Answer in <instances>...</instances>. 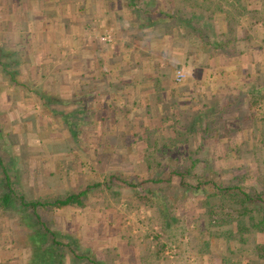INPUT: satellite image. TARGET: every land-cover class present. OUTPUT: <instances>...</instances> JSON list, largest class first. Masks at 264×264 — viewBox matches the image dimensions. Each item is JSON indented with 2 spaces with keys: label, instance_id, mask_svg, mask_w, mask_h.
Segmentation results:
<instances>
[{
  "label": "rangeland",
  "instance_id": "374dc122",
  "mask_svg": "<svg viewBox=\"0 0 264 264\" xmlns=\"http://www.w3.org/2000/svg\"><path fill=\"white\" fill-rule=\"evenodd\" d=\"M37 1L0 0V158L7 167L11 188L26 199L52 198L87 189L81 207L38 209L58 235L59 243H70L72 250L58 245L57 256L50 264H61L60 259L62 264H222L225 242L213 233L229 227H206L201 215L204 193L183 191L176 177L170 185L143 181L154 175L166 176L171 168L178 167L189 168L194 178L215 180L221 185L264 189V100L259 102L262 107L250 103L251 91L255 96H263L264 61L255 75L244 77L243 72L250 70L246 65L243 68L232 64L227 71L222 63L214 74L205 71L218 94L212 102L205 97L193 98L196 106L190 109L185 106L190 99L188 93L183 96V90H178L187 86L186 74L177 69L168 77L176 86L169 94L176 90L179 94L171 107L168 103L160 111L162 99L154 98L146 104L143 115L139 109L131 110L126 120L94 125L90 114L78 117V111L67 102L73 75L71 70L61 71L72 63H64L61 58L53 67L52 63L48 65L49 72L39 77L34 66L38 54L30 56L33 47L14 44L16 34L9 36V31L5 32L7 23L12 25L20 18L21 15L15 14L20 2L32 5ZM196 1L203 5L197 7ZM186 2L170 0L165 4L162 0L152 5L154 11L175 15L168 31L165 30L168 35L174 33L183 17L188 27L186 31L181 29L188 35L191 42L188 45L194 54L209 49L208 37L213 42L218 39L221 59L243 45L254 51L253 45L247 46L244 40L233 41L237 25L247 30L248 25L238 23L242 18L248 23L244 17L247 14L251 17L249 26L254 29L249 36L254 33V46L264 53V0ZM152 21L156 20L152 18L149 22ZM244 35L240 32L239 36ZM15 50L30 56L27 66L14 63L18 55ZM177 71L184 74L181 81L175 79ZM63 74L66 79L61 87L56 78L60 75L62 78ZM37 90L53 100L44 104L36 96ZM174 109L177 112L173 114ZM91 113L93 116L94 112ZM101 134L102 137H94ZM145 153L152 156L145 160ZM110 175L116 176L113 181L109 180ZM192 176L189 181L195 185ZM141 181L136 189L128 185ZM146 186L152 193L143 199ZM5 189L0 171V198ZM31 227L35 225L28 209L13 198L5 208L0 201V264L40 262L32 256L26 241ZM230 227L234 229V223ZM250 238L256 243L263 240L257 233Z\"/></svg>",
  "mask_w": 264,
  "mask_h": 264
},
{
  "label": "crops",
  "instance_id": "0c3cea01",
  "mask_svg": "<svg viewBox=\"0 0 264 264\" xmlns=\"http://www.w3.org/2000/svg\"><path fill=\"white\" fill-rule=\"evenodd\" d=\"M160 1L162 0H39L32 5L20 2V7H15V14L21 15L20 18L11 22L12 25L7 23L5 32L9 31V36L16 34L14 44L19 42L26 48L27 44L33 47L30 56L32 58L38 54L39 58L34 57V66L39 77H43L46 71L49 72L48 65L52 63L53 67L61 58L64 63H72L61 71L67 73L71 70L73 75L70 85L72 93L67 102L72 103L73 108L78 111V117L90 114L92 123H97L98 126L105 122L126 120L125 116L131 110L139 109L143 115L146 104L154 98L162 99L158 105L159 110H165L166 104L169 103L171 107V102L177 100L178 90H183V96L188 93L190 99L185 103L188 109L196 106L193 98L205 97L212 102L218 93L217 89L211 87L212 80L209 75L205 76V71L214 74L222 63H225L223 66L227 71L231 70L232 64L243 68L249 66L250 70L244 71L241 76L244 77L255 75L256 68L263 65L264 53L254 46V33L249 36L254 31L249 26V14L244 15L248 23L243 18L238 22L248 25L247 30L237 25L233 41L244 40L247 46L253 45L254 51L243 45L240 49L233 48L232 52L221 59L217 37L216 42L210 40L213 44L207 43L209 49L206 51L197 54L191 51L188 35L181 29L182 27L186 31L188 24L182 18L178 20L180 24L174 27V33L166 34L169 22L175 18L169 19L164 11L153 10L152 4H159ZM164 1L167 4L170 0ZM11 11L9 14L12 17L14 11ZM18 11L23 12V17ZM152 18L156 21L149 22ZM240 32L245 35L240 37ZM108 33L111 34L112 41L103 42L98 39L100 35ZM13 52L18 54L17 50ZM25 55L27 53H20L17 58L15 56L17 60L14 63L27 66L30 56ZM177 69H182L186 74L187 86L183 89L178 87V90L169 94L176 86L168 81V77ZM28 72L29 70L26 71L27 74ZM65 79L64 74L62 78L61 75L58 76L57 84L63 87ZM40 94L37 90L36 96L43 100ZM49 98V102L53 100ZM176 106L184 109L180 104ZM175 109L173 114L177 112ZM91 112H94L93 116ZM134 119L137 120L138 117L135 116ZM92 127L93 125L89 126L88 130ZM102 134L94 137H102Z\"/></svg>",
  "mask_w": 264,
  "mask_h": 264
},
{
  "label": "trees",
  "instance_id": "16d2710c",
  "mask_svg": "<svg viewBox=\"0 0 264 264\" xmlns=\"http://www.w3.org/2000/svg\"><path fill=\"white\" fill-rule=\"evenodd\" d=\"M195 5L201 7L203 3L196 1ZM174 16V14H168L169 19H174ZM252 17H255V15ZM198 34L202 35L201 33ZM202 36L200 38H202ZM203 37L205 39V36ZM207 39L208 43H210V38L208 37ZM1 65L3 66L2 63ZM9 76L10 78H13L11 73H9ZM251 92V105L262 107V104L259 102H263L264 93L262 94L263 96L260 97L255 96V92ZM40 97L43 99V102L45 100L44 104L49 103V96L45 97L44 95H41ZM196 112H198V110ZM204 129L206 130V128ZM261 134L263 135V132ZM150 156H152L151 153H145L144 159L147 160ZM6 168L7 167L0 158V171L6 187L0 198L1 206L4 208L8 207L9 202L13 198L22 208L28 209L29 215L35 225V228L31 227V231L26 234V241L30 252L35 259L40 260V262L36 264H50V262L57 256V246L66 245L70 249V243H59L57 238L58 235L51 230L38 209H46L47 211H50L53 209H62L64 207H81L85 204L87 189L66 192L52 198L45 197L34 200L26 199L22 195H17L11 188L10 176ZM113 176L114 175H110L109 180L113 181V178L116 177ZM189 176H192V172L189 168L181 169L175 167L171 168L166 176L154 175L143 182L152 183L153 185L165 182L166 185H170L171 180L176 177L179 179L178 185H180L183 191L193 189L194 192L197 190L203 192L202 207L204 213L201 215H203L206 220V227H215L217 229L222 225H227L229 227L221 232L213 233L215 236H221V239L224 240L226 246L220 262L222 264H264V207L262 206L264 204V189H261L260 191L252 189L248 190L238 184L221 185L215 180H208L206 178L199 179L192 176L193 180L196 182L194 185L189 181ZM141 184L142 181L139 183H128V185L134 189ZM143 189L144 193L142 198L146 199L152 191L149 186H146ZM233 223L234 229L230 227ZM254 233L263 236V240L260 243L250 240L251 236L253 238ZM155 238L157 239V236H155ZM231 241L236 244L232 246L230 244ZM45 245L46 247H44ZM70 251L72 252L71 249ZM61 254L63 253L61 252ZM235 255H238L239 258L234 257ZM250 256L252 258H250ZM75 257L80 256L75 255ZM243 260L246 261L242 262ZM60 262L62 264L61 259Z\"/></svg>",
  "mask_w": 264,
  "mask_h": 264
},
{
  "label": "built area",
  "instance_id": "2783aa9c",
  "mask_svg": "<svg viewBox=\"0 0 264 264\" xmlns=\"http://www.w3.org/2000/svg\"><path fill=\"white\" fill-rule=\"evenodd\" d=\"M101 41L103 42H110L112 41V36L110 33L108 34H104V35H100L98 37ZM184 74L181 71H177L175 79L176 81H181V79L183 78Z\"/></svg>",
  "mask_w": 264,
  "mask_h": 264
}]
</instances>
